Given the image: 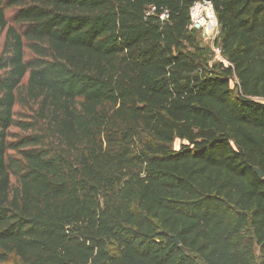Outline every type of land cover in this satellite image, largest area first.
Returning a JSON list of instances; mask_svg holds the SVG:
<instances>
[{"label":"trees","instance_id":"trees-1","mask_svg":"<svg viewBox=\"0 0 264 264\" xmlns=\"http://www.w3.org/2000/svg\"><path fill=\"white\" fill-rule=\"evenodd\" d=\"M195 1L0 0V264H264V0Z\"/></svg>","mask_w":264,"mask_h":264},{"label":"rangeland","instance_id":"rangeland-1","mask_svg":"<svg viewBox=\"0 0 264 264\" xmlns=\"http://www.w3.org/2000/svg\"><path fill=\"white\" fill-rule=\"evenodd\" d=\"M6 14L9 17L10 11H7ZM194 35L199 45L205 49L210 65L214 63H218L220 61L226 63L225 59L222 57L220 53V48L218 47V43L220 40V30L218 24L214 26H209V22L207 21L203 29L194 28ZM2 41H3V37L0 38V46ZM235 84H236V80L232 79L230 82L231 87L234 88ZM18 109L19 107L15 106V110ZM182 143H184V141H180L179 139H176L174 141L173 146L175 149H178Z\"/></svg>","mask_w":264,"mask_h":264},{"label":"built area","instance_id":"built-area-1","mask_svg":"<svg viewBox=\"0 0 264 264\" xmlns=\"http://www.w3.org/2000/svg\"><path fill=\"white\" fill-rule=\"evenodd\" d=\"M163 17L164 15H162ZM207 21L209 22V26L218 24L212 2L210 0H196L190 8L189 28L203 29Z\"/></svg>","mask_w":264,"mask_h":264},{"label":"water","instance_id":"water-1","mask_svg":"<svg viewBox=\"0 0 264 264\" xmlns=\"http://www.w3.org/2000/svg\"><path fill=\"white\" fill-rule=\"evenodd\" d=\"M254 171L257 173V175L260 177V178H262V173H261V171L258 169V168H254Z\"/></svg>","mask_w":264,"mask_h":264}]
</instances>
